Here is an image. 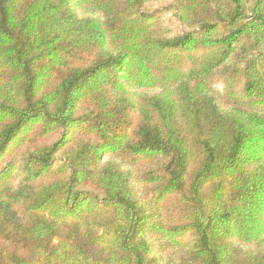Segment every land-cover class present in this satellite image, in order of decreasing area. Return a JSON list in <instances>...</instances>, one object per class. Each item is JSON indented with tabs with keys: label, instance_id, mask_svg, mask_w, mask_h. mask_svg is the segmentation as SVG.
<instances>
[{
	"label": "trees",
	"instance_id": "16d2710c",
	"mask_svg": "<svg viewBox=\"0 0 264 264\" xmlns=\"http://www.w3.org/2000/svg\"><path fill=\"white\" fill-rule=\"evenodd\" d=\"M0 264H264V0H0Z\"/></svg>",
	"mask_w": 264,
	"mask_h": 264
},
{
	"label": "rangeland",
	"instance_id": "374dc122",
	"mask_svg": "<svg viewBox=\"0 0 264 264\" xmlns=\"http://www.w3.org/2000/svg\"><path fill=\"white\" fill-rule=\"evenodd\" d=\"M164 19H166L168 22L167 24L170 25V27L174 28V26L172 25V22L174 19L172 18L171 14H167L165 15ZM171 20V21H170Z\"/></svg>",
	"mask_w": 264,
	"mask_h": 264
}]
</instances>
